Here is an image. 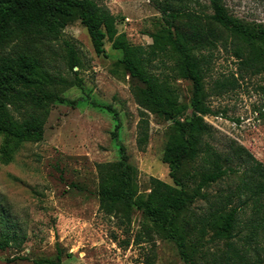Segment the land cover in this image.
<instances>
[{"label":"trees","instance_id":"1","mask_svg":"<svg viewBox=\"0 0 264 264\" xmlns=\"http://www.w3.org/2000/svg\"><path fill=\"white\" fill-rule=\"evenodd\" d=\"M161 14L147 46L131 43L116 26L117 18L95 0H0V161L8 163L23 142L42 139L50 104L63 102L60 87L80 84L51 69L53 41L74 21L85 27L94 51L104 42L121 51L120 63L130 78L139 107L137 144L148 139V114L170 121L162 151L172 184L149 179L141 192L138 169L123 145L116 160L96 163L98 210L120 224L141 213L142 233L171 240L182 264H264V164L239 144L221 151L210 143L214 114L205 90L203 50L230 45L240 69L264 72V25L230 14L223 0H209L211 13L192 7L191 0H150ZM70 70L80 67L74 45L62 40ZM169 72H158V64ZM158 63V64H156ZM76 74V73H75ZM176 79L191 84L182 100ZM187 111L189 114L186 115ZM225 179L233 186L211 195L207 189ZM198 200L207 206L198 213ZM0 211V249L14 239ZM35 264H61L53 260Z\"/></svg>","mask_w":264,"mask_h":264},{"label":"rangeland","instance_id":"2","mask_svg":"<svg viewBox=\"0 0 264 264\" xmlns=\"http://www.w3.org/2000/svg\"><path fill=\"white\" fill-rule=\"evenodd\" d=\"M95 1L116 16L118 31L131 43H151L161 14L150 0ZM223 3L233 16L264 25V0ZM191 5L211 13L209 0H191ZM62 40L74 45L80 67L68 68ZM51 46L53 72L81 82L60 87L65 101L50 104L41 140L23 142L8 163L0 161V211L5 230L14 236L0 249V264L53 260L58 251L61 264H182L171 240L155 233L148 241L136 239L142 233L140 211L133 212L130 224H120L98 210L96 163L118 159L120 145L138 169L141 192L149 191L151 177L172 184L161 158L170 121L148 114V139L139 147V107L120 63L121 51L105 40L104 53L97 54L79 20L68 23ZM203 54L205 90L214 112L204 116L212 127L210 143L221 151L239 144L264 164V72L240 69L228 44ZM166 62L156 63L158 72H169ZM175 84L188 102L190 82L176 79ZM233 184L225 179L207 191L214 195ZM206 206L198 200L193 208L200 213Z\"/></svg>","mask_w":264,"mask_h":264}]
</instances>
